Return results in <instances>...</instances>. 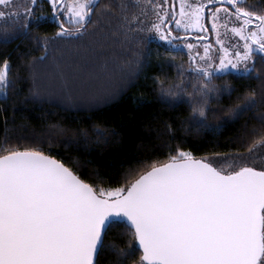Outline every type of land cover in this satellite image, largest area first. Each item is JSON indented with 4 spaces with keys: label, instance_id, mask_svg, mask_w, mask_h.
<instances>
[{
    "label": "snow or ice",
    "instance_id": "6c2138e0",
    "mask_svg": "<svg viewBox=\"0 0 264 264\" xmlns=\"http://www.w3.org/2000/svg\"><path fill=\"white\" fill-rule=\"evenodd\" d=\"M243 2L179 0L178 14L156 6L163 15L153 20L143 12L138 13L143 19L138 15L130 19L133 10L143 7L141 0H107L103 7L100 0H46L56 31L35 37L44 49L35 60H48L62 41H87L83 52L77 45V55L85 63L91 59L89 53L103 60L79 87L96 95L111 85L115 72L141 64L142 50L124 64L119 58L128 55L125 49L133 39L149 34L150 40L155 29L168 42L169 57L187 52L192 61L187 68L178 66L175 81L153 76L160 95L187 102L191 121L208 127L206 107L217 111L212 100L230 91L217 84V78L240 71L241 63L249 72L256 51L264 53V9L249 11L239 6ZM36 6L37 0H0V22L27 35L34 23L48 22L35 14ZM221 13L225 24L242 20L231 29L239 40L227 46L219 39ZM73 23L80 25L76 31ZM168 24L177 31L199 30L205 33L203 41L214 32L217 40L203 43L202 54L192 52L196 45L175 42L181 37L173 35ZM9 63L4 59L0 70L2 96L12 83L7 79ZM57 71L64 76L59 65ZM188 84L193 91H188ZM256 104L255 91L246 93L222 118L216 117L215 127ZM251 134L252 145L247 152L232 153L238 166L229 170L215 166L216 160L226 158L221 154L196 159L191 152L176 149L167 163L151 167L126 186L108 189L86 182L77 164L69 167L65 162L71 157L58 159L30 149L0 155V264H101V255L109 249L115 250L118 264H264V164L247 161L258 145L264 148V118ZM259 158L264 160V155ZM111 233L123 238L122 246L106 243Z\"/></svg>",
    "mask_w": 264,
    "mask_h": 264
},
{
    "label": "trees",
    "instance_id": "16d2710c",
    "mask_svg": "<svg viewBox=\"0 0 264 264\" xmlns=\"http://www.w3.org/2000/svg\"><path fill=\"white\" fill-rule=\"evenodd\" d=\"M174 1L176 5L178 0ZM106 3L107 0H100L99 6ZM141 3L143 7L133 10L130 19L143 12L154 20L156 15H163L158 9L170 11V0H141ZM239 6L259 11L264 9V0H245ZM34 11L48 18V22L39 26L34 23L27 35L22 29L0 22V70L7 59L10 62L7 79L12 81L6 88L7 95H0V155L30 149L45 151L58 159L71 157V162H65L69 167L77 164L86 182L108 189L126 186L151 167L167 162L176 149L189 151L194 158L201 159L244 153L252 145L251 129L260 127L264 118L263 57L256 55L254 66L246 74L229 72L217 78L216 83L222 88L226 85L230 91L222 92L221 99L212 100L211 107L217 111L206 107L209 126L200 127L190 119V104L173 102L160 95L159 82L153 76L166 82L175 81L180 72L178 66L183 64L187 68L189 64L186 54L174 59L166 54L171 51L168 42L157 41L155 29H151L150 40L149 34L133 39L125 49L128 55L119 58L124 64L136 50H142L141 64L131 71L115 72L111 85L93 95L81 90L79 81L88 78L103 57L89 53L91 59L85 63L83 56L77 55L76 47L79 45L83 52L87 41L73 40L60 42L61 46L53 50L48 60L36 61L44 49L35 37L52 35L56 24L50 20L46 0H37ZM71 27L76 31L80 25L73 23ZM132 27L136 28L134 22ZM68 85H72L71 89ZM188 91H193L191 84ZM250 91H255L257 104L216 128V117L222 118L228 107ZM123 242L116 233L106 239V243L118 247ZM101 264H118L115 250L105 251Z\"/></svg>",
    "mask_w": 264,
    "mask_h": 264
},
{
    "label": "rangeland",
    "instance_id": "374dc122",
    "mask_svg": "<svg viewBox=\"0 0 264 264\" xmlns=\"http://www.w3.org/2000/svg\"><path fill=\"white\" fill-rule=\"evenodd\" d=\"M176 13L177 14L179 13V4H178V2H177V5H176ZM176 18H179V16L177 15ZM232 27H236V24H235L234 21L231 20L230 23H228V24H225L224 21H220V37H219V39H222V40L225 41V46H227L228 43L236 42L237 40H239V37L236 36L231 31ZM181 32L183 33V35H185V36H192L193 38L194 37L197 38L199 35L202 34V32L199 31V30H187V31L181 30ZM189 33H190V35H189ZM159 36H160V34L158 32H156V35L154 37H155V39L157 41H163V40H161L159 38ZM216 40H217V37H216L215 33L214 32H211L210 33V40L207 41V42H204V41L197 42V41H194L193 39H190V38L189 39L188 38L187 39H183L181 41H176V42L177 43H185V44L186 43H189V42L190 43H193L194 45H196V47L194 48V50H191V51L192 52H200L202 54V51H203V43H215ZM165 42H167V41H165ZM217 47H218V45H217ZM256 55H259V56H261V57L264 58V53L259 52V50L256 51ZM252 61H250L249 63L252 64ZM215 62L218 63V59H216ZM3 67H2V69H3ZM232 72L233 73H236V74H246L243 71V63H241L240 71H235L234 70ZM221 155L225 156L226 158L219 159V160H216L214 162L215 166H217L218 168H222V169H225V170H229V169H231L233 167L238 166L237 160L232 156V153H230V154H221ZM262 155H264V148H262V147H260L258 145L257 146V149H256L255 155L248 156L247 157V161L250 164L262 165V164H264V160H262V159L259 158Z\"/></svg>",
    "mask_w": 264,
    "mask_h": 264
},
{
    "label": "flooded vegetation",
    "instance_id": "af4514ba",
    "mask_svg": "<svg viewBox=\"0 0 264 264\" xmlns=\"http://www.w3.org/2000/svg\"><path fill=\"white\" fill-rule=\"evenodd\" d=\"M197 2H200V0H189V4H192V3H197ZM205 2H206V0H205ZM178 4H179V0H178ZM177 5V4H176ZM217 7H219V5H216ZM226 7H227V5H226ZM206 9H207V5H206ZM207 21V18L205 17V22ZM221 21H223V13H221ZM232 21H234L235 22V24H236V26H239L240 24H242V20H240V21H236V20H232ZM208 22V21H207ZM206 22V23H207ZM171 28H173V31H175V32H181V31H177L174 27H173V25H171L170 26ZM211 33V32H210ZM173 35H176V36H179V35H182V34H175L174 32L172 33ZM205 33H203L202 32V34L201 35H199L197 38V42H199V41H203V35H204ZM210 40V34H209V39H208V41ZM204 42H207V41H204ZM189 51H191V50H189ZM184 54H186V56H187V61H188V64L189 63H191L192 61L190 60V57H189V55L187 54V52L186 53H184Z\"/></svg>",
    "mask_w": 264,
    "mask_h": 264
},
{
    "label": "water",
    "instance_id": "95a60500",
    "mask_svg": "<svg viewBox=\"0 0 264 264\" xmlns=\"http://www.w3.org/2000/svg\"><path fill=\"white\" fill-rule=\"evenodd\" d=\"M173 9L175 10L174 0H170V11L173 10ZM171 25H172V24H168L167 27H170ZM180 37H181L180 40H183V39H185V38H186V39H187V38H193L192 36H180ZM193 39H194V40H197L198 38H195V37H194ZM180 40H179V41H180ZM4 155H5V154H4ZM167 162H168V161H167ZM167 162H165V163H167ZM158 166H159V165H158ZM149 170H150V169H149ZM142 174H143V173H142ZM142 174H141V175H142ZM139 176H140V175H139ZM139 176H138V177H139ZM138 177H137V178H138ZM137 178H136V179H137ZM133 181H134V180H133Z\"/></svg>",
    "mask_w": 264,
    "mask_h": 264
}]
</instances>
